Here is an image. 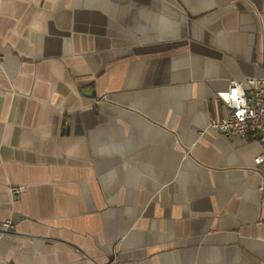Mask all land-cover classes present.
I'll return each mask as SVG.
<instances>
[{"label": "crops", "instance_id": "obj_1", "mask_svg": "<svg viewBox=\"0 0 264 264\" xmlns=\"http://www.w3.org/2000/svg\"><path fill=\"white\" fill-rule=\"evenodd\" d=\"M263 52L264 0H0V263L264 264L262 143L209 126Z\"/></svg>", "mask_w": 264, "mask_h": 264}, {"label": "built area", "instance_id": "obj_2", "mask_svg": "<svg viewBox=\"0 0 264 264\" xmlns=\"http://www.w3.org/2000/svg\"><path fill=\"white\" fill-rule=\"evenodd\" d=\"M224 100L229 112L222 119H211L210 128L226 136L256 134L257 139L262 143V151L254 158V163L259 170L264 172V77H248L231 81ZM23 190V186L11 187L13 194H20ZM12 229V221L5 220L1 225L0 236L9 233Z\"/></svg>", "mask_w": 264, "mask_h": 264}]
</instances>
